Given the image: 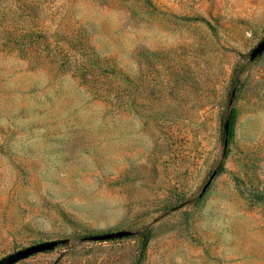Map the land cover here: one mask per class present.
Segmentation results:
<instances>
[{"label":"rangeland","instance_id":"1","mask_svg":"<svg viewBox=\"0 0 264 264\" xmlns=\"http://www.w3.org/2000/svg\"><path fill=\"white\" fill-rule=\"evenodd\" d=\"M263 37L264 0H0V260L264 264Z\"/></svg>","mask_w":264,"mask_h":264},{"label":"water","instance_id":"2","mask_svg":"<svg viewBox=\"0 0 264 264\" xmlns=\"http://www.w3.org/2000/svg\"><path fill=\"white\" fill-rule=\"evenodd\" d=\"M264 52V37L263 39L251 50L249 54V59L253 60L259 57ZM224 134L225 138L223 141L224 148L227 147V131H228V119L224 123ZM216 172H213L208 179L205 186L202 188V192L205 191V189L210 184L211 180L215 176ZM126 233L123 232H111V233H105V234H98V235H92L89 237L92 241H108V240H114L119 239L125 236ZM59 244L58 241H49V242H42L36 245H32L29 247H26L22 250H19L13 254H10L0 260V264H15L20 260L26 259L32 255H35L37 253L46 252L53 250L57 245Z\"/></svg>","mask_w":264,"mask_h":264},{"label":"trees","instance_id":"3","mask_svg":"<svg viewBox=\"0 0 264 264\" xmlns=\"http://www.w3.org/2000/svg\"><path fill=\"white\" fill-rule=\"evenodd\" d=\"M227 119H228V136L230 137L232 135V127H233V123H234V119H235V110L234 109H231L229 111V115H228ZM226 155H227L226 148H224V145H223V152H222L223 158H225ZM219 168L222 169V166H220ZM146 241H147V238L144 237L143 241H142L143 246L146 244Z\"/></svg>","mask_w":264,"mask_h":264}]
</instances>
